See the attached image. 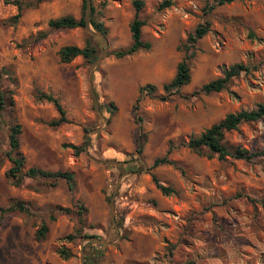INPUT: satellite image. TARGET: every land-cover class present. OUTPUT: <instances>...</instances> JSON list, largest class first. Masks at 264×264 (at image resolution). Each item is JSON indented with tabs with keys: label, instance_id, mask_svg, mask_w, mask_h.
<instances>
[{
	"label": "rangeland",
	"instance_id": "obj_1",
	"mask_svg": "<svg viewBox=\"0 0 264 264\" xmlns=\"http://www.w3.org/2000/svg\"><path fill=\"white\" fill-rule=\"evenodd\" d=\"M13 1L0 0V68H11L16 77L2 80L14 106L0 115V207L21 204L26 210L2 219L0 264H80L86 236L112 243L84 242V256H94L95 264H264V154L219 159L185 145L226 114L264 103V0H234L210 11L207 0H142L141 36L150 47L123 58L114 51L132 42L133 0H92L108 40L92 75L93 62L82 56L59 58L61 47L85 44V28L48 24L67 14L78 18L82 0H22L15 23ZM206 22L209 30L188 61L190 81L167 95L162 84L185 56L187 36ZM95 38L100 55L105 43ZM238 62L248 71L224 89L191 95ZM148 83L155 91H140ZM38 91L56 96L69 122L50 125L58 112ZM14 122L22 127L24 168L72 172V189L64 179L14 182L7 155ZM67 144L82 150L75 153ZM224 145L264 151V118L227 131ZM164 156L169 163L152 166ZM152 175L174 191L162 194ZM76 200L86 208L81 214ZM42 224L47 231L37 239ZM76 229L77 238H64ZM61 249L70 256L62 257Z\"/></svg>",
	"mask_w": 264,
	"mask_h": 264
},
{
	"label": "trees",
	"instance_id": "obj_2",
	"mask_svg": "<svg viewBox=\"0 0 264 264\" xmlns=\"http://www.w3.org/2000/svg\"><path fill=\"white\" fill-rule=\"evenodd\" d=\"M45 0H35V2H41ZM234 0H214L212 3L209 0L206 1V10L210 11L217 5H222L225 3H230ZM14 4L17 5L18 12L10 18V22L15 23L21 15V9L23 6L22 0H14ZM85 0H82V7L80 16L74 17L73 15L67 14L64 16H60L57 18H52L48 21L49 26L52 29H66V28H75V27H84V14H85ZM133 5L135 7V16L133 20L130 22L129 28L131 32L132 42L131 44L124 48L114 51V55L117 58H123L125 56L134 54L135 52L141 49H148L150 47V43L147 41H143L141 36V28L144 25V21L139 18V12L143 7L142 0H133ZM90 23L94 30L100 32L103 35H107V29L104 25V22L96 17V11L92 4V10L90 13ZM209 30V23L199 24L194 32L189 34L186 38V42L184 43L185 56L177 63L176 71L173 77L169 82L163 83V90L167 93V95H171L185 84L190 81V68L188 61L194 55V44L200 38H202ZM76 56H82L89 62H94L96 58L99 56V46L97 42V38L88 34V38L85 41V44L82 47H78L76 45H65L59 50V58L62 62H69ZM248 71V66L244 65L241 62L234 63L226 68L223 72V76L218 77L214 80L208 81L202 84L199 88L195 89L191 95H196L199 93L209 94L211 92H218L224 89L227 86V83L231 81V79L235 76H238L241 72ZM3 78H8L10 82H16V77L14 71L9 67L0 68V115L1 113L9 107L14 106V100L12 97V90L4 87L2 84ZM156 86L153 84H146L140 87V91L146 90L149 93L154 92ZM37 96L39 99H43L51 102L58 112V117L49 122L52 126H57L62 123L69 122V119L66 116L65 110L62 107L59 99L50 94L43 91H38ZM166 98V97H165ZM264 118V103H258L255 108L252 109H242L238 112L228 113L218 122L213 123L204 131H202L199 135L191 137L185 145L190 148L192 151L201 153L205 148L210 153L217 154L219 159H224L226 156L230 155L235 158L241 159H251L256 156H260L264 154V151H250L246 148L237 146L233 150H229L224 145V136L227 131L237 129L238 126L245 122H251ZM22 131L21 124L18 122H14L9 126V146L10 150L7 153L9 160L12 163L8 171V175L14 180L15 183H20L24 177L30 178H53L64 179L68 187L70 189L74 186V177L73 173L69 171H49L44 170L35 166H31L27 169L24 168L25 161L24 155L20 151V141L19 137ZM74 149L75 153H79L82 148L80 146L74 144L65 145ZM142 144L140 142L137 143L136 152L141 153ZM169 163V159L164 156L161 158H156L153 161V167L161 164ZM153 181L155 182L156 187L161 191L162 194L168 195L172 193L174 190L170 186H166L162 184L155 175H152ZM79 208L78 213L81 214L82 211H85L86 208L80 202V200H76L75 202ZM264 204V202H263ZM59 210L63 212H71V209L68 207H58ZM22 210L25 211V207L21 204H17L16 206H10L7 208L0 207V226L2 224V219L7 212L13 210ZM47 231L46 224H42L41 227L37 230L36 237L37 239H41L44 237ZM78 229H76L73 233L67 234L64 238L69 241H73L78 237ZM173 245H170L169 250L172 251ZM60 254L64 258H68L70 253L66 249H61ZM85 264H95V257L87 254L84 256Z\"/></svg>",
	"mask_w": 264,
	"mask_h": 264
},
{
	"label": "water",
	"instance_id": "obj_3",
	"mask_svg": "<svg viewBox=\"0 0 264 264\" xmlns=\"http://www.w3.org/2000/svg\"><path fill=\"white\" fill-rule=\"evenodd\" d=\"M85 2H86V5H85V14H84V21H85L84 28L89 34H91L94 37H98V38L102 39L104 41V43H105L104 51L93 62V65H92V68H91V71H90V75H92L94 68L96 67V65L100 61L101 57L106 53V50L108 48V40H107V37L105 35H103L100 32L94 30L93 27L91 26L90 13H91V10H92V0H85ZM94 99H95L96 108L99 111V106H98V103L96 101L95 96H94ZM105 123L107 124V120L106 119H105ZM101 128L102 127L90 130V131L87 132V135L90 134L91 132H98ZM85 140H86V137H85ZM85 146H86V143H85ZM103 162L104 163H114L115 161H103ZM115 163H118V162H115ZM114 194L115 193H113V195L111 197V201H110V213H111L112 221L115 224V220H114V217H113V199H114ZM89 241H92V242H95V243H102V244H112L111 242H109V241H107L105 239L98 238V237H95V236H86V237H84L82 239V245H81V250H80V264H85L84 263V242H89Z\"/></svg>",
	"mask_w": 264,
	"mask_h": 264
}]
</instances>
